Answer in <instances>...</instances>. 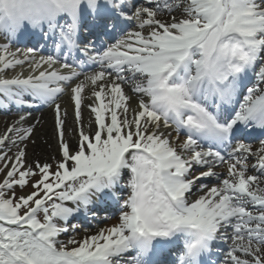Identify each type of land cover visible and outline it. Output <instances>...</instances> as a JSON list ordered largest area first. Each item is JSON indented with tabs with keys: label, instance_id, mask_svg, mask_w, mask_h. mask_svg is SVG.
<instances>
[{
	"label": "snow or ice",
	"instance_id": "6c2138e0",
	"mask_svg": "<svg viewBox=\"0 0 264 264\" xmlns=\"http://www.w3.org/2000/svg\"><path fill=\"white\" fill-rule=\"evenodd\" d=\"M0 37V112L18 115L0 135V264H206L220 243L214 264H264V0H0ZM41 107L55 171L27 161ZM102 204L116 222L77 238Z\"/></svg>",
	"mask_w": 264,
	"mask_h": 264
},
{
	"label": "bare ground",
	"instance_id": "6f19581e",
	"mask_svg": "<svg viewBox=\"0 0 264 264\" xmlns=\"http://www.w3.org/2000/svg\"><path fill=\"white\" fill-rule=\"evenodd\" d=\"M23 40L28 42L29 45L35 42L34 40L25 39V38H21L18 42H22ZM15 71L18 72L20 71V69L17 68ZM8 74L12 75L14 73L9 71ZM82 78L83 77H81V79ZM88 95H89V92L86 90L85 96L87 97ZM57 102L61 104L62 115L65 109L68 110L69 115H68V120H67V125H66V132H68L69 130L74 129L73 110H72V106L69 100V96L67 94L61 96V98ZM89 103H91V101L89 99H85L84 100L85 106L82 109L86 131L88 130L87 122L89 120V110L86 106ZM37 110L38 111H35V113H31V116H29L27 121L22 125L25 128L34 125V131H33V134L30 140L25 141V143L27 144V161L29 163H32L35 160H39L41 164L47 162V163H51L54 165L55 159H59L57 155L58 142L53 136L54 114L52 112V109L49 107L45 109L38 108ZM12 111H15V110L13 109ZM12 111H10L9 113L11 114ZM1 114L6 116L5 118L0 117V135H3L6 128L9 125H11L16 119H18V115L10 116V114H5L4 112H0V115ZM37 121L39 122L37 123ZM66 140L69 143H74V134L66 135ZM15 151L16 149L13 148L12 153H14ZM12 153H9V155H11ZM53 157H55V159H53ZM220 171L223 172L224 169L222 168ZM18 190H16V194L20 193V191ZM112 224L113 223L106 224L104 225V227L111 226ZM82 235L84 234L77 236V238H80V236Z\"/></svg>",
	"mask_w": 264,
	"mask_h": 264
},
{
	"label": "rangeland",
	"instance_id": "374dc122",
	"mask_svg": "<svg viewBox=\"0 0 264 264\" xmlns=\"http://www.w3.org/2000/svg\"><path fill=\"white\" fill-rule=\"evenodd\" d=\"M53 171H55V164L53 165V169H52ZM3 178H4V173H0V182H2V180H3ZM19 188H17L16 190H18ZM31 189H30V187L29 188H25L24 190H23V193L21 192V190L19 189L18 191H20V193L19 194H17V195H21V194H27L29 191H30ZM72 222H74V221H72ZM81 225V224H80ZM95 230H93V231H90L89 232V234H91L92 232H94ZM71 234H73V233H71ZM81 234H85V233H81ZM62 239H67L66 238V236L65 237H61Z\"/></svg>",
	"mask_w": 264,
	"mask_h": 264
}]
</instances>
